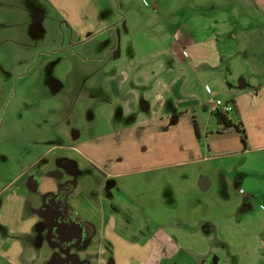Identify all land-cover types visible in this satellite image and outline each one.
I'll return each instance as SVG.
<instances>
[{
	"label": "crops",
	"instance_id": "1",
	"mask_svg": "<svg viewBox=\"0 0 264 264\" xmlns=\"http://www.w3.org/2000/svg\"><path fill=\"white\" fill-rule=\"evenodd\" d=\"M256 2L264 11V0ZM194 22L177 29L170 45L158 55L153 54L127 70L105 77L107 91L127 117L133 119V125L95 139L60 138L64 143L56 140L47 148H40L47 138H32L37 150L34 154V150L29 151L31 162H26L15 179L8 178L0 187V229L7 228L10 236L5 237L11 240L0 252L5 264H32L35 256L31 258L29 254L42 252L44 245L51 248L50 243L59 259L65 249L79 255L80 261L82 256L91 260L92 250L66 248L81 236L88 241L99 240L101 252L98 254L104 255V248H112L116 264H208L210 260L221 264L207 241L215 232L226 241L240 263L264 264V244H261L264 216H247L251 198L247 201L249 205L243 204L246 209L242 212L228 214L217 231L213 226L219 220L215 213L204 218L188 216L193 197H200L207 206L213 207L216 199L223 196L222 192L233 190L243 195L240 186L245 182L250 187L262 185L260 170L252 165L264 160V87H257L260 92L255 95L240 94L233 89L229 95L231 104L225 103L234 108L239 122L243 123L248 147H244L236 132L219 133L211 106L221 101L220 92L211 91L206 83L213 73L201 69L223 67L219 49L222 38L215 33L222 28L214 21L212 27L202 28L209 35L199 37L201 20ZM184 52L188 53L187 57ZM254 63L260 65L264 75V60ZM198 108L208 109L215 120H201ZM203 122L207 124L203 126ZM183 167L189 174L185 172L182 187L176 185L178 189L160 181L143 186L128 185L129 177L155 173L162 178L170 170ZM90 170L105 175L97 190H90L76 179ZM244 171H249L250 184L241 175ZM105 186L110 190L116 188L119 203L114 201L113 193H104ZM146 190L153 193H140ZM177 197L187 202L184 213L188 217L175 218L180 222L173 221L172 217L164 218L172 208L167 204ZM252 204L250 212L255 209ZM46 205L59 213L53 223L62 224L65 229L79 228L75 239L64 241L54 234L56 225H50L42 212ZM135 217L148 219L146 223L165 224L157 227L151 236L141 229L144 240L128 232L121 234V220L130 225ZM39 228L44 232L38 233ZM56 259V264L61 263ZM86 261L83 263L90 264Z\"/></svg>",
	"mask_w": 264,
	"mask_h": 264
},
{
	"label": "rangeland",
	"instance_id": "2",
	"mask_svg": "<svg viewBox=\"0 0 264 264\" xmlns=\"http://www.w3.org/2000/svg\"><path fill=\"white\" fill-rule=\"evenodd\" d=\"M196 20H201L199 37L209 35L202 28L212 27L214 21L222 28L215 33L222 38L219 49L223 67L201 69L213 73L206 81L209 89L218 90V98L224 103L231 100L233 89L240 94L260 92L257 87H264V75L260 65L254 62L264 60V11L256 0H0V187L8 178L15 179L31 162L29 151L34 150V154L37 150L32 138H47L44 146H40L47 148L56 140L64 143L60 138L95 139L133 125V119L127 117L107 91L105 77L158 55L170 45L177 29L186 27L187 22L195 24ZM243 84L246 88L240 89ZM199 111L200 108L197 115L201 120H215L208 109ZM229 117L239 123L235 112ZM203 123V126L207 124ZM252 167L260 170L262 185L250 187L245 182L240 186L243 195L233 190L222 192L223 196L216 199L213 207L200 197H193L191 202L195 206L192 204L188 216L195 219L215 213L219 220L213 226L217 231L228 214L246 209L243 204L249 205V198L247 216H264V160H258V165L253 163ZM185 169L174 168L162 178L153 173L129 177L127 181L128 185L136 186L160 181L178 189L176 185L182 187L188 173ZM93 170L83 172L76 179L90 190H97L105 175ZM241 175L249 184L252 182L249 171ZM104 189L106 194L113 193L116 203L120 202L116 188L110 190L105 186ZM185 203L180 197L173 199L167 204L172 208L164 218L172 217L180 222L175 218L188 217L184 213ZM251 204L255 207L252 212ZM121 221V234L128 232L142 240L141 229L151 236L157 227L165 224L146 223L149 220L142 217L133 218L130 225ZM43 232L39 228L38 233ZM8 233L7 228L0 229V252L11 244L10 238L5 237L10 236ZM207 241L221 264H242L216 232ZM98 242L81 236L66 248L92 250L93 259L82 256V262L116 264L112 248H104V255L98 254L101 252ZM261 244H264L262 239ZM52 247L44 245L42 252L30 253L29 257L35 256L32 264H56L59 255ZM0 264H5L1 257Z\"/></svg>",
	"mask_w": 264,
	"mask_h": 264
},
{
	"label": "trees",
	"instance_id": "3",
	"mask_svg": "<svg viewBox=\"0 0 264 264\" xmlns=\"http://www.w3.org/2000/svg\"><path fill=\"white\" fill-rule=\"evenodd\" d=\"M233 104V103H232ZM234 112V108L233 111ZM214 116L219 124V133L226 134L230 132H236L240 135L241 141L245 148L248 147V134L242 122L239 124H233L229 118L231 112H226L223 108L216 112H213ZM197 134H199L197 126H195Z\"/></svg>",
	"mask_w": 264,
	"mask_h": 264
},
{
	"label": "flooded vegetation",
	"instance_id": "4",
	"mask_svg": "<svg viewBox=\"0 0 264 264\" xmlns=\"http://www.w3.org/2000/svg\"><path fill=\"white\" fill-rule=\"evenodd\" d=\"M53 209L51 206L49 205H46L45 208L42 210V212L44 213V216L46 218V220L48 221V223L50 225H52L48 219V217L50 218V214L52 213ZM54 225H56V230H54V234H56L60 239H62V237L65 235V232L67 230V228L65 229L64 225H58L55 223H53ZM62 254H65V256L63 257ZM62 255V257H61ZM60 257L61 259V263L63 262L64 264H86V263H83L82 261H80V258H78V256L74 255V254H71V253H68L66 251H63L61 252L60 254ZM208 264H215L213 261H209Z\"/></svg>",
	"mask_w": 264,
	"mask_h": 264
},
{
	"label": "water",
	"instance_id": "5",
	"mask_svg": "<svg viewBox=\"0 0 264 264\" xmlns=\"http://www.w3.org/2000/svg\"><path fill=\"white\" fill-rule=\"evenodd\" d=\"M59 216V213L57 210H53L50 214V218L48 217L50 223L52 224ZM79 228L76 226H72L69 229L66 230L65 235L62 237L64 241H70L75 239L79 235Z\"/></svg>",
	"mask_w": 264,
	"mask_h": 264
},
{
	"label": "built area",
	"instance_id": "6",
	"mask_svg": "<svg viewBox=\"0 0 264 264\" xmlns=\"http://www.w3.org/2000/svg\"><path fill=\"white\" fill-rule=\"evenodd\" d=\"M184 56L187 57L188 56V53L187 52H184ZM222 108L226 112H232L233 111V107H231L229 105H226L222 101H217V102L213 103L212 106H211L212 112H216V111H218L219 109H222Z\"/></svg>",
	"mask_w": 264,
	"mask_h": 264
}]
</instances>
